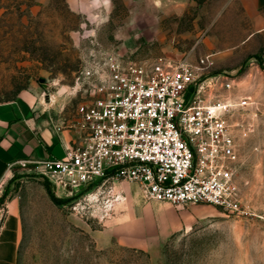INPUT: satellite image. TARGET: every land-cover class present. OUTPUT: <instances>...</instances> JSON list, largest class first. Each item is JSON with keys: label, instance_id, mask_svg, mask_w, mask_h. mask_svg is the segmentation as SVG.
Here are the masks:
<instances>
[{"label": "rangeland", "instance_id": "rangeland-1", "mask_svg": "<svg viewBox=\"0 0 264 264\" xmlns=\"http://www.w3.org/2000/svg\"><path fill=\"white\" fill-rule=\"evenodd\" d=\"M155 1L0 0V102L29 89L90 96L92 66L107 53L153 66L196 61L191 49L226 0H199L198 27L189 17L152 21ZM152 24L158 27L150 31ZM237 65L220 72L210 67L203 77L233 80L230 91L210 86L212 101L214 93L253 101L246 117L254 125L242 140L239 171L248 213L147 200L138 183L123 178L60 196L44 175L21 168L8 185L23 213L19 264H264V49ZM160 203L168 221L177 223L164 234L154 220L148 231L142 222L145 206Z\"/></svg>", "mask_w": 264, "mask_h": 264}, {"label": "built area", "instance_id": "built-area-1", "mask_svg": "<svg viewBox=\"0 0 264 264\" xmlns=\"http://www.w3.org/2000/svg\"><path fill=\"white\" fill-rule=\"evenodd\" d=\"M212 64L210 55L166 66L126 62L114 53L96 59L86 88L91 94L77 108L80 143L63 158L34 161L33 171L60 196L123 178L138 183L147 200L248 213L239 171L253 101L217 93L212 101L210 86L233 87L219 74L203 77ZM29 164L21 161L23 168ZM4 192L2 179L0 198Z\"/></svg>", "mask_w": 264, "mask_h": 264}, {"label": "crops", "instance_id": "crops-1", "mask_svg": "<svg viewBox=\"0 0 264 264\" xmlns=\"http://www.w3.org/2000/svg\"><path fill=\"white\" fill-rule=\"evenodd\" d=\"M199 9V0H156L151 18L154 21L175 17L179 22L189 17L192 26L198 27L197 21L202 18ZM136 10L141 13L144 8L138 6ZM212 16L214 21H210L208 33L192 47L191 57L210 55L212 68L220 72L218 68L238 66L244 57L253 59L264 49V0H226L214 9ZM155 26L158 27L152 24L150 31ZM84 99L85 94L79 90L67 94L55 91L47 96L37 89H29L16 99L0 102V181L3 179L8 189L6 200L0 206V264H19L23 239L21 203L8 186L14 172L23 168L22 160L30 161L27 171L31 172L34 161L63 158L67 148L80 143L82 131L77 125V108ZM161 205L164 204L160 203V207L155 204V210L152 204L145 206L142 222L147 231L153 220L158 234L176 228L177 223L168 221L169 214Z\"/></svg>", "mask_w": 264, "mask_h": 264}, {"label": "trees", "instance_id": "trees-1", "mask_svg": "<svg viewBox=\"0 0 264 264\" xmlns=\"http://www.w3.org/2000/svg\"><path fill=\"white\" fill-rule=\"evenodd\" d=\"M7 195H8V189L5 190L3 196L0 198V206L5 202ZM53 199L59 200V198H57L55 196H53Z\"/></svg>", "mask_w": 264, "mask_h": 264}]
</instances>
